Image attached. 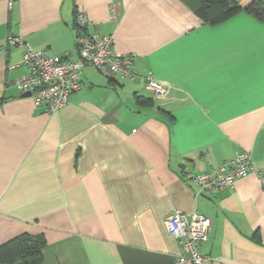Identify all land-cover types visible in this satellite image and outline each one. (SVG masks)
Listing matches in <instances>:
<instances>
[{"label": "crops", "instance_id": "crops-1", "mask_svg": "<svg viewBox=\"0 0 264 264\" xmlns=\"http://www.w3.org/2000/svg\"><path fill=\"white\" fill-rule=\"evenodd\" d=\"M234 1L240 10L209 23L184 0H0V247L41 236L40 264H173L164 223L179 211L211 219L208 264H264V19ZM79 12L133 56L135 77L84 67L47 114L15 86L24 47L8 40L76 60ZM242 152L252 170L231 188L186 175Z\"/></svg>", "mask_w": 264, "mask_h": 264}, {"label": "built area", "instance_id": "built-area-1", "mask_svg": "<svg viewBox=\"0 0 264 264\" xmlns=\"http://www.w3.org/2000/svg\"><path fill=\"white\" fill-rule=\"evenodd\" d=\"M9 6L11 7V3ZM88 23L89 20L83 12L76 14V60L58 55L48 56L33 50L19 38H9L10 45L24 47L22 63L27 70L15 82V86L21 92L30 94L36 109L55 114L64 108L70 95L80 89L82 69L87 66L94 67L110 78L135 77L133 56L118 52L113 36L88 33ZM144 83L155 99H163L168 93V87L153 79L150 74L144 78ZM251 170L250 156L247 152H242L210 172H188L186 175L200 190L215 192L231 188ZM164 224L165 233L175 239L178 245V254L173 264H208V257L200 252L199 247L210 235L212 221L209 217L201 214L187 216L175 211L165 218Z\"/></svg>", "mask_w": 264, "mask_h": 264}, {"label": "trees", "instance_id": "trees-1", "mask_svg": "<svg viewBox=\"0 0 264 264\" xmlns=\"http://www.w3.org/2000/svg\"><path fill=\"white\" fill-rule=\"evenodd\" d=\"M206 22L213 23L241 9L234 0H184ZM245 10L259 20L264 19V5L260 0H251ZM41 236H20L0 247V264H40Z\"/></svg>", "mask_w": 264, "mask_h": 264}, {"label": "water", "instance_id": "water-1", "mask_svg": "<svg viewBox=\"0 0 264 264\" xmlns=\"http://www.w3.org/2000/svg\"><path fill=\"white\" fill-rule=\"evenodd\" d=\"M25 94L28 95V96L30 95L29 93H25Z\"/></svg>", "mask_w": 264, "mask_h": 264}]
</instances>
